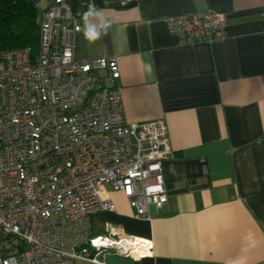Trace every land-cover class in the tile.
<instances>
[{
	"label": "crops",
	"instance_id": "obj_1",
	"mask_svg": "<svg viewBox=\"0 0 264 264\" xmlns=\"http://www.w3.org/2000/svg\"><path fill=\"white\" fill-rule=\"evenodd\" d=\"M27 1L37 16L47 8ZM85 1H68L83 30ZM91 3L87 22L106 28L93 43L77 35L75 59L116 58L125 121L163 119L173 157L162 163V208L140 219L107 186L114 210L92 215L85 232L151 250L75 264H264V0ZM207 10L225 17L221 40L187 45L169 32L168 18Z\"/></svg>",
	"mask_w": 264,
	"mask_h": 264
},
{
	"label": "built area",
	"instance_id": "obj_2",
	"mask_svg": "<svg viewBox=\"0 0 264 264\" xmlns=\"http://www.w3.org/2000/svg\"><path fill=\"white\" fill-rule=\"evenodd\" d=\"M45 1L38 52H0V264L95 263L138 250L142 257L150 242L85 232L92 215L114 210L107 186L140 219L166 204V123L125 121L116 58L77 61L80 16L69 0ZM225 23L212 10L166 20L187 45L221 40Z\"/></svg>",
	"mask_w": 264,
	"mask_h": 264
},
{
	"label": "trees",
	"instance_id": "obj_3",
	"mask_svg": "<svg viewBox=\"0 0 264 264\" xmlns=\"http://www.w3.org/2000/svg\"><path fill=\"white\" fill-rule=\"evenodd\" d=\"M38 26L37 11L29 1L0 0V52L28 47L37 53Z\"/></svg>",
	"mask_w": 264,
	"mask_h": 264
},
{
	"label": "clouds",
	"instance_id": "obj_4",
	"mask_svg": "<svg viewBox=\"0 0 264 264\" xmlns=\"http://www.w3.org/2000/svg\"><path fill=\"white\" fill-rule=\"evenodd\" d=\"M94 15H96V10L94 8H90L89 11L85 13V27L83 31L85 39L88 40L89 43H93L95 40L99 39L102 30L106 28V23L96 25L87 22V18Z\"/></svg>",
	"mask_w": 264,
	"mask_h": 264
}]
</instances>
